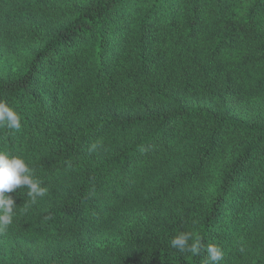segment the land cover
Returning a JSON list of instances; mask_svg holds the SVG:
<instances>
[{
  "label": "trees",
  "instance_id": "trees-1",
  "mask_svg": "<svg viewBox=\"0 0 264 264\" xmlns=\"http://www.w3.org/2000/svg\"><path fill=\"white\" fill-rule=\"evenodd\" d=\"M0 22L16 46L41 41L0 76L22 125L0 127V150L49 190L36 204L7 193L0 236L113 232L145 214L124 249L0 264H206L171 247L181 231L217 244L219 264L264 246V0H0ZM244 100L262 115L240 113ZM217 171L198 212L187 195Z\"/></svg>",
  "mask_w": 264,
  "mask_h": 264
},
{
  "label": "rangeland",
  "instance_id": "rangeland-1",
  "mask_svg": "<svg viewBox=\"0 0 264 264\" xmlns=\"http://www.w3.org/2000/svg\"><path fill=\"white\" fill-rule=\"evenodd\" d=\"M65 13L53 14L51 23H47L52 28L53 22L63 20ZM41 23V19H37ZM3 35H2V33ZM41 43L40 40L29 44L16 46L13 33L8 32V28L3 29L0 22V76L17 75L24 64V60ZM50 62L46 61L42 65L43 71H49ZM46 94V92H45ZM259 102H253V106H246V100L240 107V113L245 115H262L259 109ZM252 103V102H250ZM219 171L213 175L210 173L208 179L204 181L203 187L194 188L187 196L191 198L194 209L200 212L203 207L211 200L217 185ZM232 194V193H230ZM226 209L223 214H226ZM145 219V214L138 212L125 217L124 225L113 232L106 231H85L80 235H69L66 233L52 234L38 240L26 239H5L0 236V260L12 263H20L23 260L37 261L44 259H55L62 263H67L71 256L83 253L97 247H109L116 250L124 249L126 245V235L131 228L141 224ZM227 217L223 218L226 222ZM264 256V246H259L251 251L245 252L239 259V264H254L259 258Z\"/></svg>",
  "mask_w": 264,
  "mask_h": 264
},
{
  "label": "clouds",
  "instance_id": "clouds-1",
  "mask_svg": "<svg viewBox=\"0 0 264 264\" xmlns=\"http://www.w3.org/2000/svg\"><path fill=\"white\" fill-rule=\"evenodd\" d=\"M0 127L17 131L22 127L21 117L4 102H0ZM42 184L43 181L35 176L24 157L0 150V231L12 225L15 216L16 203L7 193L26 187L31 204H36L37 199L45 197L49 191ZM170 244L182 254L199 256L202 250L206 251V264H219L224 257L223 250L217 244L205 245L201 238H194L188 231L177 233Z\"/></svg>",
  "mask_w": 264,
  "mask_h": 264
}]
</instances>
